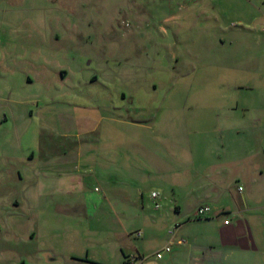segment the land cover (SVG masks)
<instances>
[{
    "label": "rangeland",
    "instance_id": "obj_1",
    "mask_svg": "<svg viewBox=\"0 0 264 264\" xmlns=\"http://www.w3.org/2000/svg\"><path fill=\"white\" fill-rule=\"evenodd\" d=\"M167 1L0 0V115L8 117L0 123V264H65L88 252L102 259L123 231L139 228L140 213L156 219L161 241L143 248L155 250L194 212L204 182L218 184V197L249 191L222 166L215 174L231 149L218 147V162L208 155L218 145L219 103L238 95L231 60L219 68L218 53L237 49L218 36V0H175L172 9ZM236 25L231 18L222 29ZM218 82L230 87L224 95ZM104 106L126 125L109 122ZM147 119L153 135L136 123ZM97 123V140L86 138ZM186 150L195 182L187 188L181 177L191 166L177 161Z\"/></svg>",
    "mask_w": 264,
    "mask_h": 264
},
{
    "label": "crops",
    "instance_id": "obj_2",
    "mask_svg": "<svg viewBox=\"0 0 264 264\" xmlns=\"http://www.w3.org/2000/svg\"><path fill=\"white\" fill-rule=\"evenodd\" d=\"M175 5V0H168L166 4L170 9ZM263 12L264 0H218V36L222 38L224 47L227 41L224 42L223 37L229 36L228 42L234 44L237 49L218 53V58L225 60L219 66L222 70V67L228 66L226 60H231L229 70L232 71L231 78L235 80L231 89L218 82V93L224 95V92L230 89L238 95L231 104H227V100H221L219 103L216 141L218 145L209 150L208 155L218 162V147L231 149L226 153L231 157L214 166L217 167L215 174L218 176V166H222L219 170H227V176L234 178L238 183L245 182L246 186L250 187L249 191L243 194L245 187L241 186L238 188L241 193L239 196L230 197L228 190H223L218 197V184L204 182L197 194L200 202L194 206V212L189 210L190 213L183 217L188 222L183 219L185 222L176 225L174 235L168 232V239L164 245L160 243L155 250L151 248V251L143 249L146 243L153 242L156 246L161 238L153 228L157 224L156 219L146 221L145 215L141 216L140 213L139 228L120 233L119 239L104 249L102 259L91 257L89 252L82 257L69 254L65 264H264V93L260 92L264 90L261 77L264 72ZM231 18H235L241 26L236 25V28H233L235 30L229 33L222 27L224 21ZM232 26L235 27L234 23ZM242 46L246 48L244 51L239 50ZM60 74L62 78L68 77L65 70H60ZM27 78L29 81L33 80L30 76ZM121 96L127 98L125 93ZM113 108V111L120 113L122 107L116 105ZM102 109L107 110L106 112L112 110L109 106ZM113 111L109 122L126 125V118ZM7 118L4 113L3 116L0 115V123L6 122ZM136 123L154 134L152 119L143 122L137 120ZM98 125L99 123L88 127L86 138L91 136V140H97L95 134ZM191 154L192 152L186 150L183 153L185 160L177 159L191 166V173L189 171V174L181 177L180 187L187 188V185L195 183L190 182L194 166V158L189 157ZM35 155V152H32L30 159L35 158ZM108 163L110 162L106 160L105 166H108ZM203 170L211 171L212 168L207 165ZM139 174L145 180L154 178L152 172ZM228 177L222 174L220 178L222 186L228 182ZM214 182L218 183V180ZM212 185L216 187L210 189ZM204 204L211 207V212L208 217L198 220L194 214ZM175 210L180 213L181 207L176 206ZM194 217L197 220L191 221ZM226 220H229L228 224L225 223ZM147 223H151V226L147 227ZM144 224L145 229H142ZM137 232H141L142 235L137 236ZM116 233L118 234V231ZM143 237L144 240L139 241ZM173 239H184V242L173 244L170 252H165L162 258H158L156 253Z\"/></svg>",
    "mask_w": 264,
    "mask_h": 264
},
{
    "label": "built area",
    "instance_id": "obj_3",
    "mask_svg": "<svg viewBox=\"0 0 264 264\" xmlns=\"http://www.w3.org/2000/svg\"><path fill=\"white\" fill-rule=\"evenodd\" d=\"M264 14V12H263ZM262 31L264 32V26L262 27ZM241 189V188H240ZM158 197V193L157 192H153L151 194V198L156 200ZM155 207L158 209L159 208V205L157 204V202L155 203ZM211 212V207L208 206V205H204V206H200L197 210H196V217L199 218V219H204L206 217H208L209 213ZM226 224L229 223V220H226L225 221ZM177 230V227H174L172 229L169 230V233L174 235V231ZM142 233L141 232H137V236H141ZM184 242V239H179V240H171L161 251L157 252L156 253V256L158 258H162L163 257V254L165 252H170L171 251V248H172V245L173 244H176V243H183Z\"/></svg>",
    "mask_w": 264,
    "mask_h": 264
}]
</instances>
